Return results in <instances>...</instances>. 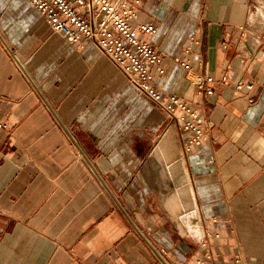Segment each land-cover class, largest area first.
Masks as SVG:
<instances>
[{
  "label": "crops",
  "instance_id": "crops-1",
  "mask_svg": "<svg viewBox=\"0 0 264 264\" xmlns=\"http://www.w3.org/2000/svg\"><path fill=\"white\" fill-rule=\"evenodd\" d=\"M146 20L165 56L156 86L209 130L188 152L95 44L71 43L29 0H0V264H264V0H143ZM176 57L228 81L209 95Z\"/></svg>",
  "mask_w": 264,
  "mask_h": 264
},
{
  "label": "built area",
  "instance_id": "built-area-1",
  "mask_svg": "<svg viewBox=\"0 0 264 264\" xmlns=\"http://www.w3.org/2000/svg\"><path fill=\"white\" fill-rule=\"evenodd\" d=\"M29 1L44 15L50 28L71 43L80 47L88 42L95 44L139 95L160 109L168 120L177 122L187 135L185 151H191L209 139V130L199 109L176 93L162 92L155 84V77L165 72V56L152 41L158 31L157 24L149 20L138 21L143 0ZM175 60L187 71V80L204 88L209 95L215 92L209 83L228 81L226 74L216 80L193 70L186 58L176 57ZM253 88L252 82L241 80L236 83L238 91ZM5 127L7 122L0 118V130ZM203 263L202 259L195 261V264ZM227 264L255 263L233 256Z\"/></svg>",
  "mask_w": 264,
  "mask_h": 264
},
{
  "label": "bare ground",
  "instance_id": "bare-ground-1",
  "mask_svg": "<svg viewBox=\"0 0 264 264\" xmlns=\"http://www.w3.org/2000/svg\"><path fill=\"white\" fill-rule=\"evenodd\" d=\"M172 139V138H171ZM172 141V140H171ZM167 142V141H166ZM174 142V141H173ZM172 142V143H173ZM175 143V142H174ZM173 143V144H174ZM166 144V143H165ZM169 144V143H168ZM173 144H172V147H173ZM176 144V143H175ZM167 146H169V145H167ZM165 147V146H164ZM163 147V148H164ZM170 147V146H169ZM172 147H170V148H172ZM176 148V147H175ZM165 150V149H164ZM170 150V149H169ZM171 150H173V149H171ZM174 152H176V150L174 151ZM178 152H176V154H177ZM176 154H174V155H176ZM175 157H173V159H174ZM177 158V157H176ZM180 158V157H179ZM176 160V159H175ZM183 161V160H182ZM175 162V161H174ZM178 162V161H177ZM184 162H185V160H184ZM182 163V164H185V163ZM175 165H177L178 166V164H175ZM174 165V166H175ZM182 168V167H181ZM185 168H186V166H185ZM178 169V168H177ZM180 169V168H179ZM183 169V168H182ZM181 169V170H182ZM178 171V170H177ZM174 172V171H173ZM181 172V171H180ZM176 173V172H175ZM185 173V172H184ZM174 174V173H173ZM188 174V173H187ZM177 175H179V174H177ZM181 175V174H180ZM179 175V176H180ZM183 175V174H182ZM176 176V175H175ZM178 177V176H177ZM176 177V178H177ZM188 178V177H187ZM184 179H185V175H184ZM183 179V180H184ZM179 180V179H178ZM176 181V180H175ZM184 182H186V184H187V181H184ZM179 183V182H178ZM174 184H175V182H174ZM181 185V184H180ZM186 186V185H185ZM184 189V188H183ZM177 190H179V189H177ZM181 190H182V188H181ZM183 191V190H182ZM181 191V192H182ZM185 194H186V196H185V198L187 197V201H186V199H185V201L187 202V205H188V208H187V211H186V216H188L187 218H188V222H189V226H190V228H192V227H194L195 226V228L197 229V230H201L200 228H202L201 226V220H200V215H199V211H198V208H197V205H196V202H195V198H194V193H193V190H192V184H191V182H190V180H188V185H187V187H186V189H185ZM181 195H183V194H181ZM182 199V198H181ZM184 205V204H183ZM186 205V204H185ZM184 211V210H183ZM184 215V214H183ZM196 230V231H197ZM193 231V230H192ZM203 231V230H202ZM199 233V232H198Z\"/></svg>",
  "mask_w": 264,
  "mask_h": 264
},
{
  "label": "rangeland",
  "instance_id": "rangeland-1",
  "mask_svg": "<svg viewBox=\"0 0 264 264\" xmlns=\"http://www.w3.org/2000/svg\"><path fill=\"white\" fill-rule=\"evenodd\" d=\"M186 214V213H185ZM184 214V216H186ZM184 223H183V227H182V229H183V233H184V235H186V236H189V237H192V235H197V232H198V230L195 228V226L194 227H192V228H190V226H189V222H188V218L187 217H185L184 218ZM180 227H181V225H180ZM193 230V231H192ZM197 230V231H196Z\"/></svg>",
  "mask_w": 264,
  "mask_h": 264
}]
</instances>
